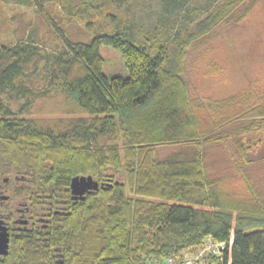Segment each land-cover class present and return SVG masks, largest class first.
Segmentation results:
<instances>
[{
  "label": "trees",
  "instance_id": "16d2710c",
  "mask_svg": "<svg viewBox=\"0 0 264 264\" xmlns=\"http://www.w3.org/2000/svg\"><path fill=\"white\" fill-rule=\"evenodd\" d=\"M27 1L62 47L47 60L46 86L35 95L26 82L40 50L0 44V162L32 173L35 200L64 205L49 235L63 248L62 264H167L207 237L232 240L222 264H264V191L231 193L264 150V139H239L264 129V98L198 101L185 74L190 51L215 39L219 25L241 22L258 0H222L166 48L97 31L87 42L66 35L76 14L128 0ZM101 46L120 52L128 77L104 76ZM10 90L25 100L18 113L2 99ZM35 97L55 100L57 112L73 118L60 126L33 117ZM165 147L175 149L163 156ZM214 155L226 158L228 171L212 166ZM88 176L98 189L73 200L71 179ZM28 257L54 264L40 259L46 253Z\"/></svg>",
  "mask_w": 264,
  "mask_h": 264
},
{
  "label": "rangeland",
  "instance_id": "374dc122",
  "mask_svg": "<svg viewBox=\"0 0 264 264\" xmlns=\"http://www.w3.org/2000/svg\"><path fill=\"white\" fill-rule=\"evenodd\" d=\"M1 1V0H0ZM222 0H128L124 3L113 2L108 8L94 12L91 16L76 14L64 25L66 35L74 42H87L97 31L107 36H119L135 45H147L155 41L166 48L174 38L183 35L201 19L205 18ZM60 10V6H57ZM63 11V10H62ZM238 22V23H237ZM231 26L219 25L215 39L192 49L186 60L189 97L204 101H224L231 97L244 100L252 96L264 98V0L251 8L247 16ZM17 43H32L40 53L36 63L28 68L29 79L26 84L34 88L37 95L46 86L47 60L62 47L54 33L38 15L34 5L27 0H8L0 2V44L12 46ZM104 59L103 74L107 79L114 76L128 77L124 60L119 51L100 47ZM210 64L216 68L210 72ZM4 104L18 113L25 100L19 98L17 91L10 90L2 95ZM35 118L65 120L73 118L57 112L55 100L35 97ZM260 101H255V104ZM54 111V112H52ZM55 111L57 113H55ZM76 116H74L75 118ZM63 120V121H62ZM263 121L264 119H259ZM65 125V124H64ZM62 127H65V126ZM264 139V129L245 133L239 139ZM161 149V148H160ZM165 147L163 156L174 151ZM217 151L215 152V154ZM262 154V155H261ZM250 155V154H249ZM254 156V154H253ZM259 158H258V157ZM256 161L246 168V175L239 176L231 193L248 190L264 191V150L255 152ZM225 157L214 155L212 166L218 170H229L224 163ZM212 247L205 253H211ZM185 256H188L186 253Z\"/></svg>",
  "mask_w": 264,
  "mask_h": 264
},
{
  "label": "flooded vegetation",
  "instance_id": "af4514ba",
  "mask_svg": "<svg viewBox=\"0 0 264 264\" xmlns=\"http://www.w3.org/2000/svg\"><path fill=\"white\" fill-rule=\"evenodd\" d=\"M63 214L64 205L34 199L30 171L17 169L15 161L0 162V264H31L24 258L30 253H46L43 262L62 264L63 248L49 235L55 216Z\"/></svg>",
  "mask_w": 264,
  "mask_h": 264
},
{
  "label": "built area",
  "instance_id": "2783aa9c",
  "mask_svg": "<svg viewBox=\"0 0 264 264\" xmlns=\"http://www.w3.org/2000/svg\"><path fill=\"white\" fill-rule=\"evenodd\" d=\"M232 240L229 243H213L210 238H206L202 244L190 251H185L182 257L178 260H170L167 264H222L223 252L226 247H229ZM212 247L211 253H205L208 248ZM209 252V251H208ZM188 256H185V254Z\"/></svg>",
  "mask_w": 264,
  "mask_h": 264
},
{
  "label": "water",
  "instance_id": "95a60500",
  "mask_svg": "<svg viewBox=\"0 0 264 264\" xmlns=\"http://www.w3.org/2000/svg\"><path fill=\"white\" fill-rule=\"evenodd\" d=\"M98 183L91 177H74L70 181L69 189L72 199H83L84 194L98 189Z\"/></svg>",
  "mask_w": 264,
  "mask_h": 264
}]
</instances>
